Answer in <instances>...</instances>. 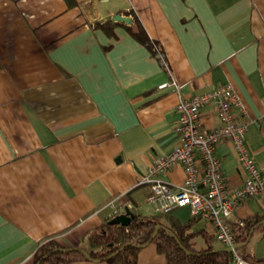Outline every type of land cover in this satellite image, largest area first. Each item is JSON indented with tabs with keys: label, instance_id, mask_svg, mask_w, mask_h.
<instances>
[{
	"label": "crops",
	"instance_id": "crops-1",
	"mask_svg": "<svg viewBox=\"0 0 264 264\" xmlns=\"http://www.w3.org/2000/svg\"><path fill=\"white\" fill-rule=\"evenodd\" d=\"M123 10L136 13L156 53L130 33L133 20L112 33L100 26ZM172 79L177 87H159ZM220 84L243 103L264 175V0H0V264H36L52 238L87 246V234L128 204L142 213L154 159L179 142L181 96ZM202 123L220 124L213 105ZM217 151L230 187L241 186L247 171L233 143ZM158 177L182 184L184 167ZM263 212L264 193L237 207L244 219ZM171 213L193 217L187 207ZM262 222L245 246L252 264H264ZM202 228L199 218L193 229ZM164 261L150 242L137 264Z\"/></svg>",
	"mask_w": 264,
	"mask_h": 264
},
{
	"label": "built area",
	"instance_id": "built-area-1",
	"mask_svg": "<svg viewBox=\"0 0 264 264\" xmlns=\"http://www.w3.org/2000/svg\"><path fill=\"white\" fill-rule=\"evenodd\" d=\"M170 85L177 87V82L172 79L159 87ZM208 105H213L219 125H203L202 114ZM177 111L179 142L170 152L154 159L149 170L154 179H150L153 182L146 201L154 213L189 208L192 216L207 222L208 232L218 242L233 247L237 244L233 229L245 224V219L237 214V207L264 193V175L247 144V122L240 121L243 103L229 85L220 84L209 91L181 96ZM225 140L233 143L238 159L247 171L246 180L237 188L230 187L223 158L217 151ZM177 163H181L185 171L182 184L174 186L158 177ZM232 252L233 264H252L250 259L243 257L240 247L233 248Z\"/></svg>",
	"mask_w": 264,
	"mask_h": 264
},
{
	"label": "trees",
	"instance_id": "trees-1",
	"mask_svg": "<svg viewBox=\"0 0 264 264\" xmlns=\"http://www.w3.org/2000/svg\"><path fill=\"white\" fill-rule=\"evenodd\" d=\"M117 13L132 17L138 29L134 31L128 26L130 33L156 53L157 42L151 40L136 13L133 10ZM119 23L108 20L100 26L112 33ZM199 218L193 216L183 222L171 212L136 213L127 226L104 223L91 230L86 237L87 246H65L54 238L48 239L36 249L35 262L69 264L96 259L107 264H137L140 250L152 239L157 251L165 256V261L157 264H233V252L216 251L217 247L213 244L215 236L207 228L193 229L194 222ZM262 220L264 212L246 218L243 226L233 229L237 243H245L240 247L244 258H248L245 253L246 242L253 229L263 224ZM157 225L161 227L152 238Z\"/></svg>",
	"mask_w": 264,
	"mask_h": 264
},
{
	"label": "water",
	"instance_id": "water-1",
	"mask_svg": "<svg viewBox=\"0 0 264 264\" xmlns=\"http://www.w3.org/2000/svg\"><path fill=\"white\" fill-rule=\"evenodd\" d=\"M113 19L116 20V21H124L126 23H131L132 22V17L123 15L121 13L115 14ZM135 215L136 214L128 206H126L125 210L115 214L112 217V219L109 221V223H111V224L117 223V224H121V225L127 226V225L130 224V222L135 217ZM160 227H161L160 225H157V227H156V229H155V231H154V233L152 235V238L157 234V232H158ZM151 240L149 242H147L145 245L150 243ZM243 244H245V243H237L233 247L229 246V247H224V248H216L215 250L216 251H221V250L232 251L233 248L241 247ZM145 245H143V247ZM93 260H96V259H93Z\"/></svg>",
	"mask_w": 264,
	"mask_h": 264
},
{
	"label": "rangeland",
	"instance_id": "rangeland-1",
	"mask_svg": "<svg viewBox=\"0 0 264 264\" xmlns=\"http://www.w3.org/2000/svg\"><path fill=\"white\" fill-rule=\"evenodd\" d=\"M140 211L143 213V214H149L151 212V208L149 207V205L145 204V203H142L140 205ZM202 221H199V226L201 225Z\"/></svg>",
	"mask_w": 264,
	"mask_h": 264
}]
</instances>
